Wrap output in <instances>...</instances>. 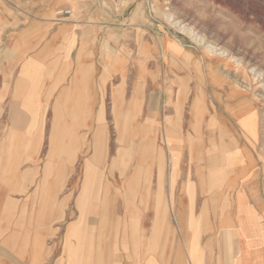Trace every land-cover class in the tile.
Returning <instances> with one entry per match:
<instances>
[{
    "label": "rangeland",
    "instance_id": "374dc122",
    "mask_svg": "<svg viewBox=\"0 0 264 264\" xmlns=\"http://www.w3.org/2000/svg\"><path fill=\"white\" fill-rule=\"evenodd\" d=\"M97 1L101 23L105 26H101L100 33L101 71L114 77L109 84V94L101 93L100 125L96 131L99 136L94 143L96 154L102 158V173L99 172V179H95L92 170L86 169L91 163L94 142V132L89 128V139L78 142L73 152L76 156L69 158L74 161L75 173L58 190L57 196L67 199V205L60 207L54 202L40 215L41 206L36 204L39 195H33L31 201L26 195L37 191L33 182L42 176L39 168L49 161L44 156L50 142L22 141L26 147H37L32 161L25 153L27 157L19 159L25 170L29 166L37 168L36 177L32 178L34 188L21 195L19 204L15 201L7 206L12 214L5 218L2 237L20 231L25 238L16 236L17 240L30 247L35 238L32 240L26 235L28 231L39 230L47 209V216L53 215L51 236L42 239L43 247H51L53 251L47 264H55L65 247L69 253L65 264H76L75 260L73 262L76 250L72 248L76 237L70 234L67 238L66 233L67 228L78 224L81 214L88 228H92V221L97 226L105 221L109 227L126 225L136 230L133 225L139 224L141 211L138 210L142 208L148 215L145 223L153 219L156 230L158 207L163 206L161 217L168 220L165 229H169L171 235L176 229L175 216L191 205L194 221L199 222L201 235H205L199 237L201 259L206 255L214 264L215 260L219 261L222 248L230 250L234 246L231 227L223 226L226 220L231 223L237 191L259 186V196L264 198V0ZM68 2L71 0H0L4 30L11 27L7 22L16 16L20 25L35 19H55L58 13L66 10ZM12 10L18 13L12 14ZM72 12L74 17L77 11L73 9ZM111 33L113 37L108 38ZM179 93L183 94L182 102ZM13 113L15 111L0 110V123L3 118L9 120L8 116ZM117 114L129 131L124 141L116 124ZM248 114L251 117L245 122ZM200 115H204V120L213 117L217 123L213 128L206 122L195 123L192 116L200 118ZM216 126L219 130L210 134ZM50 128L47 127L48 132ZM54 129L60 132L58 126ZM23 132L42 133L43 130L34 125L21 128L0 125L1 134ZM218 136L224 137L223 143L227 145L224 153L228 163L224 159L223 166L216 168L213 174L208 160L220 154L219 147L211 143V139H219ZM11 142L0 141V149L8 150ZM64 143L68 151L74 148L75 142ZM150 143L153 147L148 148ZM189 146L193 148L191 152ZM122 160L128 161L126 171L120 165ZM212 178L218 182L213 183ZM107 183H113L115 193L108 200H102V195L97 203L103 212L110 208L103 218L101 209L93 212L84 201L83 191L88 185L86 196L91 200L90 195ZM186 190L191 192L190 196ZM139 193L143 194V206ZM127 204L131 213L125 210ZM149 225L150 222L146 226ZM115 239L112 234H106L100 264L130 263L123 261L124 250H119L120 243ZM166 241H169V248L163 264H171V239ZM184 243L186 245L185 239L180 238L181 257L187 264ZM149 246H153L148 250L149 260L154 258L155 261V256L158 257L154 255L155 239ZM136 250L137 259H132L131 264H140L139 249ZM136 250H128L131 253L128 259ZM120 256L121 260L117 259Z\"/></svg>",
    "mask_w": 264,
    "mask_h": 264
},
{
    "label": "crops",
    "instance_id": "0c3cea01",
    "mask_svg": "<svg viewBox=\"0 0 264 264\" xmlns=\"http://www.w3.org/2000/svg\"><path fill=\"white\" fill-rule=\"evenodd\" d=\"M65 9L71 12L69 16L63 15V10L55 19H35L23 25L19 24V17L16 16L11 22H7L11 27H7L5 31L4 11L0 7V110H12L16 113L8 116L9 120L3 118L0 125L18 128L34 125L42 127L43 130L42 133H0V141H13L8 150L0 149V264H15L12 259L21 264H47L53 253L51 247H43L42 241L44 237L51 236L49 230L52 229L53 215L51 213L50 216L49 213L47 216V209L39 230L34 233L28 231L26 235V238H35L34 244L31 240L30 247L17 240L16 236L25 238L20 231L2 237L4 230L1 229L6 228L5 221L7 222L5 218L12 214L10 205L16 202L19 204L21 195L33 187L32 178L36 175L37 168L29 166L25 170L24 166H20L19 159L27 157V154L32 161L37 147H26L22 141L50 142V148L44 156L49 161L46 160L44 166L39 168L42 176L35 178L33 182L37 191L26 195L31 201V197L38 194L40 199L36 204L39 206H50L54 202L60 207L67 205V199L57 196L58 190L75 173L74 161L69 158L76 156L73 152L77 150L78 142L89 139V128L94 132V142L91 163L86 165V169L92 170L96 179H99L98 173H102L101 163L93 160L94 143L100 125L101 93L109 94V84L114 77L101 71V13L97 0H71ZM73 9L77 11L74 17ZM10 12L18 13L13 10ZM109 36L113 37V33L107 37ZM54 126L60 128L59 133ZM47 127H51L49 132ZM71 141L75 142L72 152L65 148L64 143ZM98 186L100 183L95 189ZM102 187L107 188L108 196L115 193L113 183L105 186L102 184ZM259 191L258 186L244 188L237 191L236 195L234 193L231 223L225 219L223 226L231 227L234 246L230 250L222 248L219 261L215 260L214 264H264V198H260ZM186 192L191 195L188 190ZM191 203L190 201L189 205ZM158 209L156 230L153 219L145 223L147 214L143 213L142 208L141 213L139 212V224L133 225L137 227L136 230L125 225L117 233L115 226L111 225L110 228L107 223V229H100V224L97 226L94 221L91 222L92 228L84 229L85 226L81 228L83 221L80 222V219L78 224L74 223L67 228L66 233L67 238L72 234L77 241L72 246L73 251L76 250L73 262L75 260L76 264H100V251L103 243L107 241L106 234L110 233L120 243L119 250H124L123 261L130 262L129 264L132 259H137L136 249H139L140 264H163L169 248V241L166 239H171V264H186L180 253V238H184L186 242L183 249L187 264H211L206 255L201 259L199 237L205 235H201L199 222L194 221L192 206L183 209L182 214L177 213L176 229L171 235L169 229H165L168 220L161 217L163 206ZM127 213H131V209ZM148 222L150 225L146 226ZM191 237L193 238L190 239ZM133 238L136 239L133 241ZM153 239L157 243L154 255L157 254L158 257L155 256V261L154 258L149 260L148 255L149 247H153L149 246L153 244ZM133 243L135 247H132ZM132 249L136 250L135 254L128 259V254H131L128 250ZM150 252L153 257V252ZM59 254L55 264H65L64 260L69 254L67 247ZM117 259L121 260V256Z\"/></svg>",
    "mask_w": 264,
    "mask_h": 264
},
{
    "label": "bare ground",
    "instance_id": "6f19581e",
    "mask_svg": "<svg viewBox=\"0 0 264 264\" xmlns=\"http://www.w3.org/2000/svg\"><path fill=\"white\" fill-rule=\"evenodd\" d=\"M183 93V92H182ZM182 93H179V101L180 102H182V98H183V94ZM179 101H178V103H179ZM194 102V101H193ZM195 106H196V102H195ZM193 107V106H192ZM194 108V107H193ZM192 108V109H193ZM119 117H120V114H117L116 115V124H117V126H118V128H119V131L121 132V135H122V140L124 141L125 140V138L127 137V135H129V131H128V128H126V126H124V124L120 121V119H119ZM193 117V120H194V122L195 123H197V122H200V124H202V123H204V122H206L207 123V125H209V126H212V125H215L217 122H216V120L212 117H210L209 119H206V120H204L205 118H204V115H200V118L199 117H197V116H192ZM251 117V114H248L247 116H245V122H247V120L249 119ZM179 119V118H178ZM250 121H251V119H250ZM200 124H199V128H200ZM197 126V125H196ZM217 127V128H216ZM215 128H214V130L212 129V130H210V134H212V135H214V133L213 132H216V131H218L219 130V127L218 126H216ZM212 128H213V126H212ZM190 138V137H189ZM218 138L219 139H211L212 141H211V143L213 144V146H216V147H219V150H220V154L218 155V156H216L215 158H213V159H211V160H208L209 161V163H208V166L210 167V169H211V171H212V173L214 174V172H216V171H214L216 168L218 169V168H221L223 165H222V162L224 161V159H225V153H224V143H223V138L224 137H222V136H218ZM227 138H228V136H227ZM230 138H231V136H230ZM229 139V138H228ZM231 143H232V139H231V141H230ZM190 143V142H189ZM197 143V142H196ZM230 143V144H231ZM124 144V143H123ZM235 145V143H232V145ZM237 144V143H236ZM197 145V150L198 149H200V147H198L199 145H198V143L196 144ZM227 146V145H226ZM225 146V147H226ZM150 147H153L152 146V144L150 143L149 145H148V148H150ZM125 148H126V146H125ZM141 148V147H140ZM222 148V149H221ZM227 148V147H226ZM231 148H234V146H231ZM230 148V149H231ZM147 149V148H146ZM189 152H191L192 151V147H190L189 146ZM236 149V148H235ZM94 150H95V152H94V162H99V163H101L102 162V158H101V156L100 155H98V154H96V147H94ZM231 150H233V149H231ZM200 151V150H199ZM226 151V150H225ZM118 153V152H117ZM140 153H142L141 151H140ZM122 156V155H121ZM129 156V155H128ZM201 156H199V158H200ZM145 159H146V157H144ZM129 159V158H128ZM201 159V158H200ZM116 160V159H115ZM225 161L228 163V161L225 159ZM116 165V163L113 165V166H115ZM120 165L122 166V170L124 171H126L127 170V168H128V161H120ZM228 165V164H227ZM143 166V165H142ZM141 166V167H142ZM220 166V167H219ZM228 167V166H227ZM146 168V167H145ZM122 172V171H121ZM212 174V175H213ZM118 177V176H117ZM96 179V178H95ZM213 179V183H216V182H218L217 180L218 179H216V178H212ZM131 185V183H129V185L128 186H130ZM106 188V187H105ZM132 188V187H131ZM88 188L86 187L85 189H84V191H83V194H84V201L86 202V203H88V205H90V207H91V210L94 212L95 211V209H97V208H99L101 205H97V203L99 202V199L101 200V196L103 195V197H102V200H108L107 198L109 197L108 196V191H107V188L105 189V191H104V187H100L99 188V190H97L96 192H94L93 193V195H90V196H92L90 199L91 200H89V197L88 196H86L87 195V192H88V190H87ZM100 195V196H99ZM88 197V198H87ZM111 197V196H110ZM138 197H139V201H140V204H141V206H143L144 205V200H143V194L141 195V193H139L138 194ZM86 198H87V200H86ZM119 204V203H118ZM42 205V204H41ZM97 206V207H96ZM118 206V205H117ZM127 206H128V204L125 206V210H126V212H128L129 210H130V208H128L127 209ZM120 207V206H119ZM119 207L117 208V209H119ZM46 207H42L41 206V213H43V211H44V209H45ZM90 209V208H89ZM101 208H99V210H100ZM110 210V208H108L107 209V211H102V209H101V212H103L102 214H103V218H105V217H107V213H108V211ZM138 211H140V210H138ZM116 212V211H115ZM111 213H112V215L113 214H115L114 213V211H111ZM119 213V212H118ZM117 213V214H118ZM100 214V213H99ZM101 215V214H100ZM110 215V214H109ZM80 217H82V218H80L81 220H80V222L81 221H83V222H81V228H82V226H85L84 227V229H86V228H88L86 225L87 224H85L84 223V219H83V217H84V215L83 214H81L80 215ZM80 228V227H79ZM100 229H107V224L105 225V221L104 222H101L100 223V227H99ZM111 228V227H110ZM114 229H116V230H119V229H121V228H119L118 227V225H116L115 227H114Z\"/></svg>",
    "mask_w": 264,
    "mask_h": 264
},
{
    "label": "built area",
    "instance_id": "2783aa9c",
    "mask_svg": "<svg viewBox=\"0 0 264 264\" xmlns=\"http://www.w3.org/2000/svg\"><path fill=\"white\" fill-rule=\"evenodd\" d=\"M113 1H115V2H120V3H125V2H132V3H135L136 1H138V0H113ZM71 14V12L69 11V10H65L64 12H63V15H65V16H69Z\"/></svg>",
    "mask_w": 264,
    "mask_h": 264
}]
</instances>
